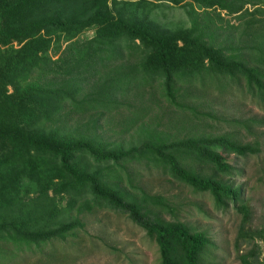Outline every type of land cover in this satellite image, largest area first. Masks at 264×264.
I'll return each mask as SVG.
<instances>
[{
    "label": "trees",
    "instance_id": "16d2710c",
    "mask_svg": "<svg viewBox=\"0 0 264 264\" xmlns=\"http://www.w3.org/2000/svg\"><path fill=\"white\" fill-rule=\"evenodd\" d=\"M154 2H185L189 26H157ZM157 81L190 119L200 112L183 102L210 88L264 109V0H0V264L66 241L84 228L81 215L102 207L143 229L160 264H212L207 235L165 220L160 212L171 205L135 185L138 167L238 213V240L249 246L239 264H264V229L246 228L251 209L234 184L241 170L221 155H258L257 140L148 131L125 146L54 126L64 108L109 113L127 92ZM227 123L250 134L259 122Z\"/></svg>",
    "mask_w": 264,
    "mask_h": 264
},
{
    "label": "rangeland",
    "instance_id": "374dc122",
    "mask_svg": "<svg viewBox=\"0 0 264 264\" xmlns=\"http://www.w3.org/2000/svg\"><path fill=\"white\" fill-rule=\"evenodd\" d=\"M184 3L179 6L158 3L160 7L153 11L151 20L166 30L188 27ZM92 36L93 32L88 31L80 36V40ZM236 94L234 91L231 98L221 97L210 88L186 99L183 104H195L200 112L198 119L194 120L184 116L183 110L162 96L160 82L157 81L150 86L130 90L120 100L121 105L109 113L99 110L80 113L64 108L54 126L65 133L88 132L107 143H122L125 146L140 142L148 131L163 132L172 138L228 134L242 143L257 140L260 143L258 155L236 156L221 152L230 164L241 170L234 184L241 187L242 197L251 209V221L246 228L255 231L264 229V109L244 98L243 94ZM177 102L180 103V100ZM142 104L149 105L151 110L138 114L137 109ZM213 114L218 121L206 117ZM232 119H253L259 123L248 134L229 125L227 122ZM137 170L141 173L138 179L135 178V185L148 195L164 197L171 205L172 212H160L165 220L180 221L207 235L212 264H239L238 256L247 252L249 246L238 240L241 223L238 213L216 210L208 194L192 192L157 170L147 172L140 167ZM124 186L127 187V184L124 183ZM80 218L84 228L66 241H57L41 252L33 249L23 252L5 264H160L156 245L126 214L102 207ZM255 243L261 245L257 240Z\"/></svg>",
    "mask_w": 264,
    "mask_h": 264
}]
</instances>
